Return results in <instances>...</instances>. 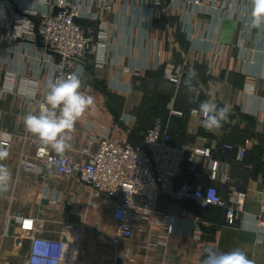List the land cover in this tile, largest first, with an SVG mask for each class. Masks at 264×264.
<instances>
[{
	"label": "crops",
	"instance_id": "crops-1",
	"mask_svg": "<svg viewBox=\"0 0 264 264\" xmlns=\"http://www.w3.org/2000/svg\"><path fill=\"white\" fill-rule=\"evenodd\" d=\"M57 1H0V139L11 137L9 156L0 161L11 173L7 190L0 192V264H20L28 252L30 243L16 217L34 219L41 238L66 234L64 264H201L206 250L233 249L264 264L259 223L264 221V27H250L251 4L73 0L81 26L93 31L94 52L78 73L94 103L77 121L65 154L77 163L88 161V152L97 148L89 142V122L135 146L161 123L174 145L210 150L219 177L227 167V184L206 180L205 185L223 197L245 196L244 212L233 220L216 207L198 210L192 202L161 197L156 215L141 217L131 239L114 243V200L97 197L77 177L41 181L18 168L20 158L45 147L26 131L23 118L39 113L37 102L54 68L36 31ZM177 70L181 80L174 85L166 75ZM203 101L227 107L219 128L201 126ZM226 145L233 150L224 152ZM238 149L245 151L242 162ZM161 214L171 220L164 222ZM17 239H25L21 251Z\"/></svg>",
	"mask_w": 264,
	"mask_h": 264
},
{
	"label": "built area",
	"instance_id": "built-area-1",
	"mask_svg": "<svg viewBox=\"0 0 264 264\" xmlns=\"http://www.w3.org/2000/svg\"><path fill=\"white\" fill-rule=\"evenodd\" d=\"M227 1L239 7L251 4L250 0ZM52 9L50 14L39 19L36 31L43 53L54 58L53 71L41 90L43 99L37 102L38 111L42 106H47V82L64 79L72 73L79 75V66L94 52L93 31L81 26L78 4L73 0H59ZM166 80L179 85L181 72L169 71ZM81 90L88 95L83 86ZM86 130L90 144H97L96 150L88 152L87 162L77 163L66 154L60 157L49 147H41L34 157L20 158L18 168L21 172L37 175L41 181L55 176L77 177L97 197L114 200L112 219L118 234L114 243H118L119 239H131L133 226L141 217L156 215V204L161 197L178 203L192 202L198 210L211 207L222 209L229 220L236 219L244 212L243 194L231 193L223 197L215 186L204 184L206 180L211 183L219 180L222 185L227 184V167L222 168L219 177L218 166L212 160L210 150L174 145L161 123H156L138 146L132 145L125 137H111L110 130L97 127L92 122H89ZM4 141H7L4 146L9 152L8 136L0 139V143ZM232 150L230 145L224 147L226 152ZM244 156V149H238L237 160L242 162ZM182 176L185 179L179 182ZM161 216L164 222L171 220L166 214ZM15 222L25 231L26 240L30 243L20 264H64L67 255L66 234H62L63 237L58 240H48L38 236L34 219L16 217ZM259 223L264 227L263 219ZM24 240L17 239L16 248L19 251L23 249Z\"/></svg>",
	"mask_w": 264,
	"mask_h": 264
},
{
	"label": "clouds",
	"instance_id": "clouds-1",
	"mask_svg": "<svg viewBox=\"0 0 264 264\" xmlns=\"http://www.w3.org/2000/svg\"><path fill=\"white\" fill-rule=\"evenodd\" d=\"M250 3V27L260 29L264 27V0H250ZM46 87L47 106H42L38 114L29 112L24 116L23 123L26 131L39 143L50 147L58 156L63 157L71 148V134L75 131L77 121L94 101L81 90L82 81L76 73L69 74L64 79L49 80ZM199 110L202 114L201 126L207 131L219 128L228 111L226 106L219 107L212 101L201 102ZM10 139L9 136L8 140ZM5 144L7 141L0 143V161L6 160L9 156ZM10 180L11 173L3 163H0V192L7 190ZM206 253L201 264H254L240 249L228 252L206 250Z\"/></svg>",
	"mask_w": 264,
	"mask_h": 264
},
{
	"label": "trees",
	"instance_id": "trees-1",
	"mask_svg": "<svg viewBox=\"0 0 264 264\" xmlns=\"http://www.w3.org/2000/svg\"><path fill=\"white\" fill-rule=\"evenodd\" d=\"M144 136V135H143ZM143 138V137H142ZM141 141H142V139H141ZM224 152H226V151H224Z\"/></svg>",
	"mask_w": 264,
	"mask_h": 264
}]
</instances>
